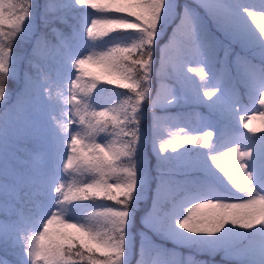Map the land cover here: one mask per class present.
Masks as SVG:
<instances>
[{"label": "snow or ice", "instance_id": "snow-or-ice-1", "mask_svg": "<svg viewBox=\"0 0 264 264\" xmlns=\"http://www.w3.org/2000/svg\"><path fill=\"white\" fill-rule=\"evenodd\" d=\"M34 6V0H0V264H149L147 255L156 258L152 264H264V136L220 148L212 140L214 130L189 136L180 128L185 135L178 147L168 140L154 143L159 156L154 188L141 158L145 106L154 133L178 101L205 105L225 121L239 117L238 86L264 106V0H65L57 14L42 3L40 25L30 23ZM88 8L95 15L79 28L73 22L66 32L55 26L69 16L74 21V10ZM202 13L240 49L231 63L233 48L221 55ZM81 31L89 51L73 58ZM124 33L136 34L130 44L99 47ZM177 33L182 39L173 43L170 37ZM21 41L28 50L17 55ZM169 44L179 54L168 72L172 84L161 98L153 96L152 82L157 59L163 66ZM68 66L70 86L61 106L52 96L53 74ZM85 77L90 79L82 83ZM112 85L126 95L112 106H97V93ZM254 118L236 123L253 131L249 120ZM185 145H202L207 162L184 160L182 154L190 151ZM54 149L59 151L55 162ZM50 163L60 173L71 169L84 179L67 184L62 175L53 187ZM215 173L234 196L194 195V189L215 192ZM142 183L152 194L137 248L133 210L148 199ZM49 188L57 209L41 222L38 213ZM93 198L115 206L82 220L67 218L70 206ZM156 234L187 255L158 245Z\"/></svg>", "mask_w": 264, "mask_h": 264}, {"label": "rangeland", "instance_id": "rangeland-1", "mask_svg": "<svg viewBox=\"0 0 264 264\" xmlns=\"http://www.w3.org/2000/svg\"><path fill=\"white\" fill-rule=\"evenodd\" d=\"M64 2H65V0H34V4H35L34 10L36 9V7L42 6V3H44L50 7V10L57 11L58 9L61 8V6L63 5ZM245 2L247 4H251L254 2V0H245ZM76 11H79V15L81 16L83 23L85 22L86 19H90L91 15H95V13H91V11H94L91 8L76 9ZM202 18H203V24H204L205 29H206L208 19H207V17L203 16V13H202ZM30 23L33 24V22H30ZM164 34H165V32H162V35H164ZM135 35H136L135 33L115 34L113 37H111L110 42H111V44L116 43V42H123L126 44H130L132 42V38H134ZM166 38H167V34H166ZM170 39L173 41V43L181 40L179 38V33H177L175 37H170ZM216 40L225 44V48L226 47H232L231 45H229V41H228L229 39L227 37H225L223 34H221L219 36V38H217ZM89 47H90L89 42L84 38L83 32H81L80 39L77 42V44L75 45V47L73 48L72 54L82 56L89 51ZM232 48H233V53L231 56H229V63H231L235 54L240 51L239 48H234V47H232ZM16 52H17V55L22 54L21 52H19L17 50H16ZM178 54H179L178 50L175 47H173L172 44L167 45L166 46V60H165V63L163 64V66L160 64V67L162 69L171 70V67L175 64V62L177 60ZM222 54H223V50L221 51V55ZM70 74H71V70L69 67L62 70V80H63V85H64L65 89L60 92L59 99L63 103V105H64V93L67 92V89L70 86V82L67 78L70 76ZM195 79L198 80L199 77H195ZM171 84H172V82H170L169 80H161L158 83V87L155 90L153 89L154 91L152 90L153 96H155L157 93H159L161 98H163V96L167 94L168 89H169V85H171ZM212 86H215L214 81H213ZM119 91H120L119 89H114L112 92L108 93L106 96H103L99 103H98V99H97V106H103L105 104L112 106V104L115 101L122 100L123 99L122 96L126 95V93L119 92ZM118 93H119V95H118ZM179 94L180 93L178 91L177 95H179ZM238 95L240 98V105H241L240 115H239V117H237L233 114L230 121H225L219 115L217 117H213L210 113L205 111L204 107H202L201 105H197V104H193V103L185 104L183 101H178L176 106H170L168 108V111L170 113H172L173 115L165 117L164 119L161 120L162 124L165 126V129L163 132L165 134V138H164L163 142L165 140H168V141H170L171 146H177L178 147L179 144L182 143V138L185 135V133H182L180 131V128H184L186 130L187 135H189V136L202 134L203 132H205L206 130H209V129L214 130L215 134H214V137L212 138V140L220 148H227L228 146L233 145L237 142H239L241 145L247 144L249 142V139H256L260 136H264V118H261V116H260V110L264 106L259 105L255 99H252L251 97H249L247 95V93L245 92V90L243 92V96L241 97V95L239 94V88H238ZM253 95L256 96L258 99V94H253ZM97 106L94 105V107H96L97 111L102 110L101 107H97ZM182 106L185 107L182 110L174 109L176 107L178 108V107H182ZM67 107H71V105H67ZM157 111L159 112L160 109L157 108ZM57 115L59 116V114H57ZM251 116L255 117L254 119L249 120V127L251 129H253V131H249V129L243 128L242 124L236 123L237 119H240L243 117H251ZM151 123H153L152 112H151V110H149L147 108V106H145L144 119H143V124H142L145 143L147 142V140L149 138L148 129H149ZM70 127L75 128V127H77V125L71 124ZM103 136H104V134H101V136L98 137L97 139L98 140L103 139ZM111 139H115V138H111ZM185 147L189 148L190 151L186 150L182 154V157H183V155L185 156L184 160H190L196 154L199 157L206 158V160H207V152H206L207 150L202 145H200V146L185 145ZM217 150H219V148ZM53 153L54 154L52 156V161L55 162L56 160H54V157L59 158V151L54 149ZM169 154H171L170 148H169ZM141 158H142L143 166H148L149 159L146 156L145 150H144V154L141 155ZM60 171H61V173L59 172L58 169H53L52 164L50 163V165H49V177H50V181H51V184L53 187L55 186L56 180L61 178L62 175L66 178V181H67V178L70 179L69 171H67V172H64L62 170H60ZM217 175L219 177V184L216 183V185H214L211 181V183L214 185L215 192H208V191L196 192V190L194 189L193 194L196 195L198 198L199 197L230 198V197L234 196L232 189L230 188L229 185H227V183L223 179V177L219 173ZM141 190H142V192H147L149 189H147L142 183ZM161 195L164 196V193L162 192ZM56 199L57 198L55 197V195H53L51 192V188H49L48 189V195L44 200V207L42 208L41 214H40L41 222L43 221V219H46L47 216L53 210L57 209V205L55 203ZM106 205H107L106 201L101 200L99 198H93L92 202H90L89 204H85V206L81 209L68 210L67 218L70 220H73V221L81 220L80 215H81L83 209L90 208L92 211H94V210H98L100 207H104ZM201 211L207 212V211H211V209H202ZM144 215L145 214H143L139 217V223L141 224V226L138 227L137 229H136V227L133 228V235L135 236V238L136 237L139 238V233L141 231H145L144 225L141 223ZM40 227H41V225L37 224L36 230L39 231ZM161 238L164 240H168L169 242L172 243V245L170 247H168L167 249H170V250L175 249L177 251H184V254L187 255L186 249H176L175 243L171 239L167 238L165 235H160V234L153 235V239L160 246H162V244L160 242ZM136 246H137V248L139 247V239H138V241L136 240ZM129 247H130V249L132 247L131 241H130ZM130 256H131V251H130L129 257ZM145 259L149 262V264H152V262L156 258L152 255H147V256H145Z\"/></svg>", "mask_w": 264, "mask_h": 264}, {"label": "trees", "instance_id": "trees-1", "mask_svg": "<svg viewBox=\"0 0 264 264\" xmlns=\"http://www.w3.org/2000/svg\"><path fill=\"white\" fill-rule=\"evenodd\" d=\"M50 14H57V11L50 10ZM41 15H42V6L36 7L35 10L33 9V21H32L33 24L40 25V23H41V21H40ZM73 15L76 18L74 21H72L71 17L69 16L67 18V22L66 23L57 24L56 27H58L60 30H62L64 32H66L68 30L67 25L68 24H71L73 22L79 28L80 25L83 23L82 22V19H81V16L79 15V11L74 10ZM207 21L208 22H207V25H206V29H207L206 31H207V33L209 35V38H213V39L216 40L217 38H219V36L222 33L216 31L215 26L211 23V21H209V20H207ZM169 31H171V25H169L167 32H165V34L162 35L161 43L164 42V39L166 38V34ZM179 38L182 39V37L180 36V34H179ZM101 39H107V38H101ZM110 39H111V37L108 38L101 45H99V47L107 48V47L111 46L112 44L110 42ZM228 41H229V45H231L234 48H238V47L232 45L231 42H230V40H228ZM220 47H221V51L224 50L225 44H223V43L220 42ZM16 50L19 51V52H21L22 54H26L28 49H27V46L24 45L23 41H21V42H19L17 44ZM159 55H160V52L158 50L157 51V57L158 58H159ZM72 56H73V58L78 57V55H74V54H72ZM160 64L161 63H160L159 59H157V63L155 65V74L153 76V82H152V90L153 89L155 90L158 87V83L161 80H169L170 82H172L168 78V72L170 70L162 69L160 67ZM68 67L70 68V66H68ZM70 70H71V68H70ZM71 72H72V70H71ZM53 79L56 81V83H54L53 86H52V96H53V98L55 100L57 97H59L60 92L62 90H64L65 87L63 85L62 74L61 75H57L56 73H54L53 74ZM88 79H90V78L85 77V78L82 79L81 82L82 83H85ZM105 87L106 88H104L103 91L97 93L98 103L101 101V99H102L103 96H106L108 93L112 92L114 89H118L114 85H112V86H105ZM210 87H212V85H210ZM238 88H239V94L242 97L243 96L244 89L242 87H239V86H238ZM93 95H95V93H93ZM58 103L61 106H64L63 103L60 101V99H59ZM201 106L204 107L205 111H207L209 113V111H208V109L206 108L205 105H201ZM184 108L185 107L182 106V107H178V108L176 107L174 109L182 110ZM57 114H59V112H57ZM211 115L213 117H217L218 116V115H215V114H211ZM152 124L153 123H151V125H150V127L148 129L149 138H148L147 142L145 143L146 144V147L144 149H142L141 155L144 154V150H145L146 156L149 159V164H148V166H143L142 167V172L143 173H149L150 172V174H151V183H152V187L154 188L155 187V183H156V175H157L156 169L159 167V164H158L159 156H158V153L156 152L154 143L156 145H159L160 143L163 142V140L165 138V134L163 133L164 132V129H165V126L160 121L159 122V126L156 129V132L154 133ZM154 136H155V138H154ZM182 158L185 159V156L183 155ZM54 160H58V157H54ZM190 160H200V161L207 162L206 158L199 157L197 154L195 156H193ZM62 163H66V160L63 161ZM61 170L63 171V168H61ZM68 171L70 173V179L67 178V181H66L67 184H79L84 179L83 177H80V176L74 174L71 169H69ZM213 172H215V170H213ZM217 174L218 173H215V175L211 178V181H212V183L214 185H216V183L219 184V177H218ZM147 193H148V199L146 201H142L140 207L133 210V219H134V222H135L134 228L136 227V229L141 226V224L139 223V217L141 215H143V214H146V212L148 211V208L151 205V194H152L151 193V190H148ZM162 198H163V196H162ZM90 202H92V200L87 201V202H85L83 204H74L76 202L75 201H72L71 203L74 204V205L70 206L69 210H72V209L73 210L81 209V208H83L85 206V204H89ZM106 204H107L106 206H115L114 204H112V202H107L106 201ZM101 208L102 207H100L98 210H101ZM98 210H94V211H98ZM91 212H92V210L90 208L83 209V211H82V213L80 215L81 220H82V218L84 216L89 215ZM40 214H41V212L38 213V216L39 217H40ZM55 227L56 226L53 225V228H55ZM135 239L138 241L139 238L136 237ZM160 242L162 244L161 247H163L164 249H167L168 247H170L172 245L171 242H169L168 240H164L162 238H161ZM137 258H139V257H137ZM129 260L130 261L132 260V256L129 257Z\"/></svg>", "mask_w": 264, "mask_h": 264}]
</instances>
